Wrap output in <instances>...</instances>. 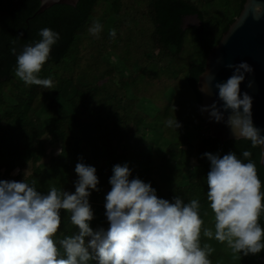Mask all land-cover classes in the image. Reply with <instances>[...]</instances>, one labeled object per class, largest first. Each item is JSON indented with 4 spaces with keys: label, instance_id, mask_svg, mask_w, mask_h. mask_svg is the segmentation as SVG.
Here are the masks:
<instances>
[{
    "label": "trees",
    "instance_id": "obj_1",
    "mask_svg": "<svg viewBox=\"0 0 264 264\" xmlns=\"http://www.w3.org/2000/svg\"><path fill=\"white\" fill-rule=\"evenodd\" d=\"M142 1L138 10L151 23L153 29L149 43L150 48L159 44L158 59L150 61L146 58L143 65L138 61L141 57L132 54L140 78L129 82L122 77L118 83L114 79L109 80L110 86L106 88L97 85L100 75L112 70H105V51L114 53L122 45L128 51L130 49L126 47L128 40L122 34L121 22L117 25L120 33L114 40L109 38L108 33L104 35L108 14L98 5V0H78L75 6L55 4L38 14L34 13L39 0H0V98H3L0 105V179H10V171L30 161L34 167L24 179L29 183L36 181L38 191L47 192L55 186L74 192V182L78 178L74 168L82 157L85 164L96 168L99 178L100 191H92L89 197L94 211L90 226L93 229L100 226L107 228L104 197L111 188L108 180L112 167L117 163L134 162L132 167L128 165L132 169V177L138 176L145 182H151L159 197L171 200L174 195H179L185 202L199 198L205 227L214 231L213 214L206 200V175L210 162L202 156L203 153L223 155L234 151L243 159L242 151L250 150L259 178L264 183V168L258 159L259 148H252L248 140L221 142L208 134L207 123L201 116V95L197 89L198 76L204 68L209 48L218 42L238 15L244 0ZM121 2L124 3L123 0ZM215 2H219V7L214 6ZM230 2H234L235 7L225 9ZM212 7L220 9V25L211 43L204 22L208 28L213 17L216 18L218 11ZM192 14L197 15L201 25L184 27V17ZM96 20L103 25L99 38L93 37L87 29L83 34L85 25ZM45 27L58 32L60 39L52 46L51 55L39 77L51 76L55 89L28 86L21 81L16 90L9 91L6 82L16 78V56L10 49L15 46L19 53L23 45L39 41L38 32ZM189 29L193 30V39L202 50L201 59L188 65L183 78H170L168 70L171 62L182 51ZM17 38L18 42L13 45L11 42ZM150 48L148 51L152 54ZM90 54H96L93 60L89 59ZM121 55L124 56V53ZM168 55L171 58L161 65L160 58ZM110 56L117 59L113 54ZM98 63H101L102 69L97 68ZM149 65L154 68L150 69ZM91 72L93 78L90 77ZM164 78L172 80V83L163 84ZM135 83L139 84L137 90L141 96L151 94V86L156 85V97L164 95L168 98L165 110H157L155 116H149L143 107L140 109L134 102L139 98V93L133 91ZM163 87H168L164 93L161 92ZM170 118H176L182 126L177 130L167 128L165 122ZM46 143L58 145L59 151L49 163L39 162L36 165L45 155ZM160 169L166 172V180L154 177ZM192 174H198L200 182L206 184L203 191L194 192L189 188ZM19 176L22 174H17V178ZM204 212L208 214L204 215ZM260 223L264 227V216ZM77 231L71 223L70 214L61 211V226L55 239L74 235ZM201 243L214 247L215 251L209 257L212 264H264V250L239 259L226 244L215 239L208 240L202 236ZM89 264H96V261Z\"/></svg>",
    "mask_w": 264,
    "mask_h": 264
},
{
    "label": "clouds",
    "instance_id": "obj_2",
    "mask_svg": "<svg viewBox=\"0 0 264 264\" xmlns=\"http://www.w3.org/2000/svg\"><path fill=\"white\" fill-rule=\"evenodd\" d=\"M252 15L261 19L264 6L254 4ZM102 30L98 20L88 29L95 38ZM116 34V29L109 30L110 39ZM38 35L39 41L23 45L19 53L15 46L10 49L16 56L15 76L25 85L54 90L53 78H40L39 73L60 34L45 27ZM18 38L11 43L15 45ZM225 66L233 69L232 75L214 84L221 103L213 101L201 106L200 111H207L215 122L225 123L235 140H248L252 148H259L258 159L264 164V135L253 124V98L240 90L245 74L253 73V68L244 61ZM252 84L249 80L247 87ZM199 91L211 95L204 86ZM165 126L177 130L182 125L170 118ZM202 156L210 162L206 200L214 231L205 227L199 198L188 202L179 195L171 200L161 198L151 182L132 177L127 162L113 165L108 180L111 188L104 197L107 228L90 226L94 211L89 197L92 191H100L99 178L96 168L85 164L82 157L74 168L78 177L74 192L55 186L41 192L36 181L0 179V264H212L209 257L215 249L209 243L202 244V236L226 244L239 259L259 254L264 250V227L260 223L264 183L252 152L243 150V159L234 151L223 155L205 152ZM17 172L19 169L13 175ZM61 211L70 214L78 231L57 240Z\"/></svg>",
    "mask_w": 264,
    "mask_h": 264
},
{
    "label": "rangeland",
    "instance_id": "obj_3",
    "mask_svg": "<svg viewBox=\"0 0 264 264\" xmlns=\"http://www.w3.org/2000/svg\"><path fill=\"white\" fill-rule=\"evenodd\" d=\"M198 1V0H196ZM117 2V4H116ZM124 3L121 2V0H98V5L103 7L107 11V23H106V30L104 32L109 34L110 29H116V36L119 35V28H117V25L121 22L120 25L121 31L123 36L128 40V43L126 44V47H129V51L125 49V46H120L118 50L114 53L110 52L109 50H106L104 53V66L105 70L108 71V69H112L108 72H103L102 75H100V78L97 79V85L103 86V87H109L110 81L109 80H115L116 83L123 77L126 81L129 82L137 81L138 78H140V74L138 73V66L137 63H135V60L132 59V54L136 56H140V60H138L141 64H146L143 60H146V58H150L151 60H156L158 55L157 53L159 44H155L150 48L149 39L152 35V26L151 23L148 22L147 17H145L143 14H140L139 9V3H142V0H123ZM137 2V3H136ZM129 6V7H126ZM215 7H219V2H215ZM126 7V8H125ZM212 7L214 10H216V18L213 17L212 24L210 27L207 28L206 22H204V27L208 33V39L212 43L214 41V37L216 36V30L219 28L220 20L218 17L219 14V8ZM233 9L235 7L234 2H230L228 6H225V9L227 8ZM223 9V8H222ZM211 13L208 15L210 16ZM89 20H91L89 18ZM93 22L90 24H86V28H83V34L86 33V29L88 30L89 27L92 25ZM152 28V29H151ZM82 31V28L77 32V37ZM145 40L143 39V37ZM84 35L82 36V38ZM107 41H111L108 39ZM184 45L182 48V51L180 52L178 57H173L175 61L171 62L170 71L168 70V75L171 76L170 78L174 77H181L183 78L185 76V73L187 71L188 65L192 62H196L201 59L202 56V50L199 47L198 43L193 39V30L189 29L186 32V36L184 39ZM132 42V44L130 43ZM73 48L75 45L72 46ZM152 50L151 52L148 51V49ZM123 50V51H122ZM124 53V56L121 54ZM111 54L114 56H117V59L111 58ZM96 55V54H93ZM93 55H89V59L93 60ZM122 56V57H121ZM98 58H100V55H97ZM171 58L170 55L160 58L161 65H164L168 62V60ZM178 64V66H175V64ZM151 64V62L149 63ZM99 65V66H98ZM97 68L102 69L101 63H98ZM103 65V62H102ZM150 69H153V65H149ZM94 72V71H93ZM93 72H91V78H93ZM164 76V75H163ZM172 80L164 78V83L167 84ZM21 80L19 78H15L12 81L6 82L8 90H16V86L20 85ZM139 83V82H138ZM136 84V87H134L133 91L137 94L139 98L135 100L134 102L138 105V107L141 109L143 107V110L146 111V114L149 116H155L157 110L164 111L166 108V102L168 101V98H166L164 95L161 97H156L155 95V88L156 85H153V89L151 88L148 95L141 96L139 89L137 90L139 84ZM157 85H160L158 81L156 82ZM142 84H140L141 87ZM2 86V85H1ZM0 86V87H1ZM131 86V85H130ZM155 87V88H154ZM85 88V87H84ZM168 87H163L161 92L164 93L167 91ZM155 95V96H154ZM3 104V98H0V105ZM136 107V106H134ZM152 118V117H151ZM153 119V118H152ZM4 122H2L3 124ZM59 151V147L56 144H48L46 143V151L45 155L36 163V165L39 162L42 163H49L51 161V158L54 157L57 152ZM161 154V152H158ZM194 159H192V162ZM134 162H130L128 165L133 166ZM33 165L30 161H27L25 165H21L19 167H16L14 170L19 169V172H17L15 175H13L14 170L9 172V178L14 180H22L26 178L33 170ZM17 174H22V176H19L17 178ZM166 172L164 170H159L154 177L160 181L166 180L165 178ZM198 174H192L189 180V188L194 190V192H201L206 188V184H202L199 180Z\"/></svg>",
    "mask_w": 264,
    "mask_h": 264
},
{
    "label": "water",
    "instance_id": "obj_4",
    "mask_svg": "<svg viewBox=\"0 0 264 264\" xmlns=\"http://www.w3.org/2000/svg\"><path fill=\"white\" fill-rule=\"evenodd\" d=\"M78 0H39V6L34 14H38L55 4L75 6ZM264 6V0H244L242 8L228 28L221 35L216 44L211 46L204 61V68L198 76L197 89L204 86L211 91L207 95L199 91L201 106L210 105L217 99L218 90L214 87L216 82H224L232 75L233 69L227 68L228 63L238 64L247 62L253 68V73L245 74V80L240 84L241 94L247 92L252 96L253 124L259 127L264 135V16L255 20L252 15L254 4ZM184 27L188 25H201L196 14L187 15L183 19ZM253 81L252 87H247L248 81ZM207 123L208 134L223 142L234 139L230 128L223 122L210 119L207 111L201 112ZM227 115V113H225ZM261 164V163H260ZM264 168V164H261Z\"/></svg>",
    "mask_w": 264,
    "mask_h": 264
}]
</instances>
